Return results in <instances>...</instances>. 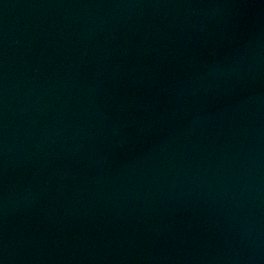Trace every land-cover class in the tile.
Returning a JSON list of instances; mask_svg holds the SVG:
<instances>
[{"label":"water","instance_id":"1","mask_svg":"<svg viewBox=\"0 0 264 264\" xmlns=\"http://www.w3.org/2000/svg\"><path fill=\"white\" fill-rule=\"evenodd\" d=\"M0 264H264V0H0Z\"/></svg>","mask_w":264,"mask_h":264}]
</instances>
